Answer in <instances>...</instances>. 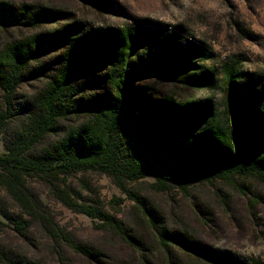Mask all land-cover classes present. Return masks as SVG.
I'll return each mask as SVG.
<instances>
[{
  "label": "trees",
  "instance_id": "1",
  "mask_svg": "<svg viewBox=\"0 0 264 264\" xmlns=\"http://www.w3.org/2000/svg\"><path fill=\"white\" fill-rule=\"evenodd\" d=\"M82 1L107 9L104 0ZM6 28L31 31L0 49L6 149L0 187L26 218L2 216L20 234L42 219L29 188L35 178L46 180L69 209L126 240L133 239L118 219L61 192L60 182L76 173L106 175L142 215L149 211L130 186L147 177L157 193L234 179L264 182V101L247 92L229 67L219 80V104L195 98L212 76L193 71L191 53L167 27H93L61 8L0 2V29ZM33 81L44 85L23 101V120L11 129L12 95ZM153 214L148 221L156 227ZM3 227L0 218V233ZM159 237L163 244L193 246L167 231Z\"/></svg>",
  "mask_w": 264,
  "mask_h": 264
},
{
  "label": "rangeland",
  "instance_id": "2",
  "mask_svg": "<svg viewBox=\"0 0 264 264\" xmlns=\"http://www.w3.org/2000/svg\"><path fill=\"white\" fill-rule=\"evenodd\" d=\"M21 5L61 8L93 27L144 24L167 27L191 53L196 74H210L207 90H196L197 99H221V75L233 68L238 83L264 101V0H104L107 9L82 0H0ZM25 29H0V49L29 35ZM44 81L21 85L12 95L17 128L23 101L33 97ZM0 136V156L6 154ZM152 177L130 186L156 219V227L106 176L76 173L60 182L59 190L78 202L98 206L118 219L133 240L98 220L65 206L50 184L32 179L29 188L41 203L42 219L30 222L20 234L2 215L26 216L0 187V264H264V182L252 180L194 184L183 193L172 188L154 192ZM79 197V198H77ZM184 236L193 244L183 249L172 241L163 244L159 233ZM89 251L85 255L81 251Z\"/></svg>",
  "mask_w": 264,
  "mask_h": 264
}]
</instances>
